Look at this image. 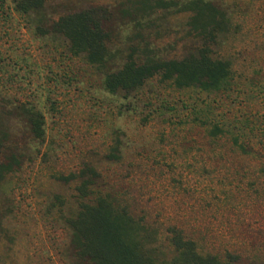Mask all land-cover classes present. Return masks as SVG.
I'll use <instances>...</instances> for the list:
<instances>
[{
  "label": "rangeland",
  "instance_id": "374dc122",
  "mask_svg": "<svg viewBox=\"0 0 264 264\" xmlns=\"http://www.w3.org/2000/svg\"><path fill=\"white\" fill-rule=\"evenodd\" d=\"M15 1L0 0V162L12 163L0 174V264H88L67 221L99 194L141 220L163 257L176 227L202 254L264 264V0H47L28 14ZM91 8L107 13L105 68L71 55L51 29ZM212 15L210 48L231 63L229 91L158 76L105 91V73L133 49L140 59L193 53L206 40L192 24L211 26ZM22 107L43 115V138ZM213 125L222 132L212 136ZM89 170L99 176L82 198L77 176Z\"/></svg>",
  "mask_w": 264,
  "mask_h": 264
},
{
  "label": "trees",
  "instance_id": "16d2710c",
  "mask_svg": "<svg viewBox=\"0 0 264 264\" xmlns=\"http://www.w3.org/2000/svg\"><path fill=\"white\" fill-rule=\"evenodd\" d=\"M45 1L16 0L14 7L18 12L28 14L40 9ZM208 9L213 11L209 6ZM193 11L196 12L194 17L197 16V11ZM106 14L104 9H87L60 17L51 29L67 40L71 55L83 56L88 64L105 68L110 61L107 46L109 34L104 26ZM212 17L211 26L196 27L192 24V29L201 33L206 41L193 53L180 59H140L135 56V50H131L120 67L105 73V91L110 94L134 92L156 76L176 89L194 88L207 94L229 91L233 80L231 63L214 58L210 48L219 27L215 16ZM22 111L34 136L43 138V115L33 108L22 107ZM221 132V125H213L210 130L212 136ZM234 141L239 149H243L237 138ZM258 145V150H264V143ZM2 147L0 139V152ZM11 165V162H0V174L9 171ZM89 173L87 175L82 172L77 176L81 180L76 190L82 198L93 194L91 186L99 176L93 170H89ZM67 223L76 255L88 264H234L237 260V256L230 253L224 259L200 253L196 243L186 238L182 230L176 227L167 230V241L172 253L169 257H163L157 240L152 239L147 226L135 219L125 207L115 206L108 195L99 194L90 203L81 204L75 216Z\"/></svg>",
  "mask_w": 264,
  "mask_h": 264
}]
</instances>
